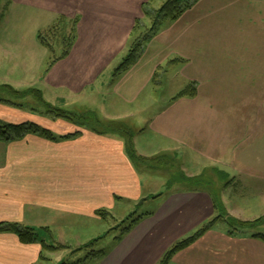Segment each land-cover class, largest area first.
I'll list each match as a JSON object with an SVG mask.
<instances>
[{
    "label": "crops",
    "instance_id": "crops-1",
    "mask_svg": "<svg viewBox=\"0 0 264 264\" xmlns=\"http://www.w3.org/2000/svg\"><path fill=\"white\" fill-rule=\"evenodd\" d=\"M120 1L11 0L1 18L0 40H10L14 34L12 40L22 38L19 18L23 15L16 11L24 3L32 8L43 7V3L52 7L55 20L49 27L62 16L77 17L78 37L69 55L53 65L36 30L31 34L44 50L39 63L30 61L19 48L13 52L1 46L6 57L0 52V84L36 87L48 102L73 110L101 103L106 109L102 117L117 121L127 117L115 107L119 86L142 76L143 89L138 92L143 91L161 65L176 60L175 81L194 83L196 95L168 104L165 97L161 102L158 95L156 101V94L147 93L151 116H146L143 125L147 126L136 133L138 152L150 157L174 150L190 156L191 162L215 165L221 171L220 180L232 179L225 181L221 191L222 207L244 220H264V0H198L145 45L142 57L146 58L110 79L112 59L128 44L148 2L135 1L134 9L124 12ZM11 14L18 19L9 20ZM31 62H36L33 68ZM31 82L37 84L29 86ZM108 88L114 92L108 93ZM51 92L54 98L48 96ZM0 121L35 122L56 137L29 133L0 141V222L62 231L73 226L77 235L85 234L88 219L99 220L97 210L124 197L138 201L144 194H155L150 181L144 180L146 171L135 166L125 140L117 134L52 120L2 101ZM156 150L159 153L151 154ZM212 183L216 181L207 184ZM193 189L173 191L154 215L145 216L134 228L124 249H117L118 245L101 264H117L121 251L129 261L135 249L143 251L145 264L158 262L169 245L215 212L210 191ZM263 220L258 226H264ZM161 241L168 243L161 247ZM43 249L40 242L25 244L12 232H0V264H38ZM176 263L264 264V240L251 232L235 234L214 226L177 252L169 264Z\"/></svg>",
    "mask_w": 264,
    "mask_h": 264
},
{
    "label": "rangeland",
    "instance_id": "rangeland-1",
    "mask_svg": "<svg viewBox=\"0 0 264 264\" xmlns=\"http://www.w3.org/2000/svg\"><path fill=\"white\" fill-rule=\"evenodd\" d=\"M11 0H0V27L3 23L2 19L4 16H6L8 11V5L11 3ZM135 1L138 0H122L120 1V9L122 11H126V8L134 9ZM151 1L149 7L151 8H159L161 4L164 2V0H148V2ZM146 2V3H148ZM134 4V5H132ZM16 5V4H15ZM18 10L16 12H22V17L19 18V22L21 23L23 27L22 31V38H18L16 40H12V37H14V34L11 39L7 40H0V47H5V49L12 50L13 52L19 48L20 51L23 52L24 56H27L30 58V61H38L41 62L43 57V48L37 44L34 36L31 34L32 30H36L38 32H43L48 29L49 24H51V21L54 19L55 14L51 13L53 11V8L50 6H45V3H43V7H33L29 5L28 3H24L21 6L17 7ZM11 11H15L14 6L11 9ZM143 15V13H142ZM53 16V17H52ZM52 17V18H50ZM18 18L15 14H11L9 20L16 21ZM78 19L77 17H69L67 18L68 23L65 29L63 31H57L55 30L52 33H46L47 41H50L54 44V47L57 48L56 55H59L61 53V47L64 46L63 43L68 44L69 40L73 36V27H74V21ZM55 20V19H54ZM53 20V22H54ZM144 25H146V28L141 29L143 33L149 25H151V20L149 18H144ZM52 22V23H53ZM1 29V28H0ZM134 31V29H133ZM132 31V33H133ZM19 34V33H18ZM39 34V33H38ZM37 34V35H38ZM139 33L135 35H130V39L128 41V44L126 47L119 52L118 55H116L112 60L115 62L114 67L112 68V75L110 79H115L118 76H114V73L116 72V68L120 65V63L123 61V59L126 57L130 50V45L135 40L136 37L140 35ZM1 35V30H0ZM76 35L78 37V27ZM38 38V37H37ZM168 41V40H166ZM9 44V45H7ZM63 44V45H62ZM65 44V45H66ZM168 44H171V41L168 42ZM160 53H163L164 49L162 46H159ZM0 52L3 53V56H5V53L3 50L0 49ZM48 53V62L51 61V54L50 51H47ZM116 54V53H115ZM143 59L146 58V56L142 57ZM141 58V59H142ZM173 60H168L165 65H161L157 71L152 76V80L149 84H145L144 90L138 92L139 89H143V85H141L143 82L141 81L142 76L137 78V76L132 80H130L126 84H122V86H119V90L117 93V97L114 94L115 100H116V109L117 111L122 113H127V117L122 118L117 121H123L126 124H128L132 130L137 133L139 129H143L146 124L143 125V121L145 120L146 116L147 118L151 115L147 114V108L150 106V100H147L146 94L149 95L156 94L157 98L156 101L160 100L162 102V98L165 97L167 100V103L174 102V100L179 99L178 95L188 88V86L191 83L185 84L184 82L175 81L174 78V67H173ZM36 62H31L32 68L34 67ZM50 63V62H49ZM144 68H147V66H143ZM28 78V76H27ZM34 82V81H33ZM31 82L29 86H33L34 84ZM127 84H129L127 86ZM185 84V85H184ZM38 85L41 87L42 83L38 81ZM184 85V86H183ZM14 89H16L18 92H15V90L7 89V91H0V97L4 98L5 100L9 101L11 104L15 105L16 107H22L24 109H30L37 113H39L40 116H45L52 120H61L62 122H69L72 125L73 122L66 120L61 117H57L55 114L56 109L65 110L68 112H74L76 114L81 113H88V112H94V114L97 115L98 119L105 123H109L110 120L104 119L102 116L103 112L106 111L105 108H103L100 104L96 106H93V108H86L83 107V110H73L69 108H65L62 106H58L56 104H53L51 102H48L41 94L34 92L31 87L28 88H16L13 86ZM36 88V87H33ZM139 88V89H138ZM106 90V89H104ZM108 93L114 92V89L112 90H106ZM53 92V91H52ZM52 92L48 95L51 96V98H54L56 95ZM155 92V93H153ZM160 98L158 99V97ZM43 97V98H42ZM185 97V96H183ZM47 98V97H46ZM44 99V100H43ZM158 99V100H157ZM47 102H46V101ZM95 108V109H94ZM153 109V106L152 108ZM89 114H86V116ZM76 126H79L77 124H74ZM95 127L96 129L102 130L103 125L97 122H91V125ZM88 127V126H84ZM91 128V127H88ZM56 131V130H54ZM136 136V135H135ZM143 137H146V134H144ZM150 139V138H149ZM136 148V146H135ZM175 148V147H173ZM136 151L138 154H140L136 148ZM159 153L157 150L155 152H151V154ZM142 155V154H140ZM162 155H167L166 160L163 159L162 162H160L157 166L159 168L157 169H151L148 170L146 168H140L141 170L144 169L146 171L145 175L146 178L144 180H149L151 184V189L154 193L146 195V197L141 198L138 201H135V199H132L130 197H124L122 199H119L115 204L107 207L102 208L101 210L107 211L105 217L98 214L99 220H92L88 219L87 226H86V233L85 234H79L77 231V228L75 227H67L66 230L62 231L58 227H54V229L50 230L51 232L47 231V235H45L44 232H41L43 229L41 228V239L45 238L48 244L56 245L58 248L50 250L46 247L43 249L42 258H40V262L38 264H101L106 257L115 250L118 245L119 248L122 249V245L125 244V242L128 240V236L130 233L134 230H132L129 234L121 235L123 230V220L126 219L131 213L135 212V215H141L150 213L151 215L155 214L157 209L160 207L159 204L164 203L165 201H168L170 196L172 195L173 191H188V190H195V189H208L210 191V195L214 200L215 205V212L211 215V217L207 220H204L202 223L200 222L199 225L192 230L191 232L183 235L180 239L185 238L192 233L199 230L201 227H203L206 223L210 222L211 220L218 217V223H216L215 226L234 229L235 234H239L240 232H251V233H264V226H258L260 222H255V220H244L241 218H238L237 216L232 215L228 210L224 209L222 207L221 203V191L225 185V181H231L229 178L226 180H220V172L217 170L215 165H212L210 163H206L205 161H198L191 162L189 159L190 156L187 155H181L180 153L177 154L175 151H167L165 153H161L160 155H154L150 156L152 157H163ZM150 171V172H148ZM189 175H196V176H189ZM198 175V176H197ZM196 177V179H199V185L193 184L190 185L187 182H179L181 177ZM180 177V179L178 178ZM213 181H216V184L212 183V185H209L207 183H211ZM162 192V193H161ZM160 197V199H159ZM190 203V202H189ZM229 214L237 219H240L242 221H249L250 224L254 223V226L248 227V228H232L227 224V220H225L226 215ZM146 216L145 218H147ZM144 219V218H143ZM225 220V221H224ZM264 221V220H263ZM19 224L20 223L18 222ZM239 227V226H238ZM37 228V227H36ZM82 229V228H81ZM54 231V233L52 232ZM77 235V236H76ZM156 235L159 238V235L157 232L154 234V238H156ZM61 238H64L65 240H61ZM178 239V240H180ZM155 241V242H156ZM177 241V240H176ZM154 242V243H155ZM153 242L149 241V244H154ZM158 243V242H156ZM167 245L168 241H162L159 243L161 247H165ZM133 244V243H130ZM174 244V243H173ZM171 244V246L173 245ZM148 246V245H147ZM169 245L165 251L162 253L160 259L162 256L171 248ZM124 249V248H123ZM127 253V252H126ZM142 253L140 250L135 249L134 250V258L128 261V257H126L124 252H120L118 256L117 264H145V262L142 259ZM128 254V253H127ZM159 259V260H160ZM158 260V262H159ZM152 260H149L146 264H151ZM156 262L155 264H158ZM177 264V263H176Z\"/></svg>",
    "mask_w": 264,
    "mask_h": 264
},
{
    "label": "trees",
    "instance_id": "trees-1",
    "mask_svg": "<svg viewBox=\"0 0 264 264\" xmlns=\"http://www.w3.org/2000/svg\"><path fill=\"white\" fill-rule=\"evenodd\" d=\"M197 2L198 0H164L161 6L157 9L149 7L151 1L145 3L143 6V15L142 17L136 19L134 31L132 35H135L137 33L140 34V32H142L141 29L146 28V25H144L145 22L144 18H149L151 20V25H149L148 28L138 37H136L135 40L132 42L128 54L120 63V65L116 68V72L114 73V76L122 75L126 71L130 70L133 66H135L139 62L140 58L144 53L145 45L149 41L154 39V37L160 32L162 27L166 23L175 21L178 18H180L184 14V12L192 8ZM67 23H68L67 18L62 16L60 17V19H58V21H56L55 24L48 27L47 30L43 32L42 31L39 32L38 34L39 42L45 47H47V49L50 51L51 54L50 65H53L58 60L65 58L71 52L77 39L76 32H77L78 19L74 21V27H73L74 31L72 38L69 40L68 44L63 43L64 46L61 47V53L59 55L55 54L57 48L54 47V44L52 42L47 41L48 39L46 38L45 34L52 33L55 30L63 31V29H65V27L67 26ZM173 62H176V60H173L172 63ZM31 88L34 92H37L42 95L40 89L33 87ZM7 89L13 91L15 90V92H18L10 84L7 83L0 84L1 92L7 91ZM196 91H197L196 86L194 83H192L188 86L187 89H185L178 95V98H181L183 96H194L196 95ZM0 101L11 104L9 101L1 97H0ZM55 114L57 117H61L66 120H69L79 126L91 127V129L99 133H103V134L113 133L119 135L125 140L127 153L137 168H146L148 170L157 169L159 168V166L157 165L160 162H162L163 159L166 160L165 158L167 155H162L163 157L156 156L150 158L138 154L135 148V141H134L136 133L132 130V128L128 124H126L123 121H109V123L107 122L103 123L98 119L97 115L94 114V112H88L85 114L84 113L76 114L74 112H68L65 110L56 109ZM86 114L89 115L86 116ZM91 122L100 123L101 125H103V129L99 130L93 126H90ZM29 133H37L49 139L56 138L54 133L50 129L45 128L35 122L29 121V122L14 124V123H7L0 121V141H9V140L23 138ZM77 133H80V131L73 134H69L68 136L75 135ZM178 178L180 179V177ZM183 181L187 182L190 185L193 184L199 185V179H196V177L192 178V177L184 176L183 178L181 177L179 182H183ZM106 213L107 211L105 210H101V209L97 210V214H100L103 217H105ZM149 215L151 214L146 213L141 215H135V212L131 213L126 219L122 221L124 227L121 235L129 234L143 220L145 216H149ZM218 220H219L218 217H216L215 219L206 223L203 227H201L199 230L192 233L191 235L174 242L171 248L159 260L158 264H169L177 252L185 249L186 247L194 243L196 240H198L205 232L213 228L216 225V223H218ZM225 220H227L226 222L229 226L236 229L248 228L254 226V223L250 224L249 221H242L229 214L226 215ZM261 220L262 218H258L255 220V222H260ZM42 229H43L42 231L51 232L49 227L47 226L42 227ZM229 230L230 233L235 232L233 231L234 229L232 230L229 229ZM40 231L41 228L38 229L33 226L19 224L17 222H10V221L0 222V232H12L18 236L19 240L22 243L30 244V243L40 242L44 247L50 250L58 248L56 245L48 244L45 238L41 239ZM254 236L264 240L263 233H254Z\"/></svg>",
    "mask_w": 264,
    "mask_h": 264
}]
</instances>
